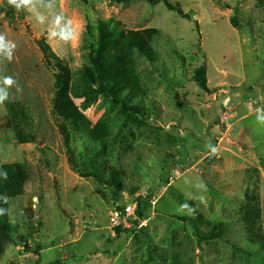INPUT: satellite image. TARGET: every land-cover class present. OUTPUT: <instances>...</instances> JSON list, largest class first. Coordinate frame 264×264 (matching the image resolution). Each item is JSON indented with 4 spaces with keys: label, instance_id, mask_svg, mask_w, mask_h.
Masks as SVG:
<instances>
[{
    "label": "rangeland",
    "instance_id": "rangeland-1",
    "mask_svg": "<svg viewBox=\"0 0 264 264\" xmlns=\"http://www.w3.org/2000/svg\"><path fill=\"white\" fill-rule=\"evenodd\" d=\"M170 1L183 15L146 0H30L20 10L0 0V35L15 45L0 50V165L29 174L10 202L0 264H264L251 235L264 238V0ZM103 20L161 34L157 65L134 58L144 114L128 116L81 88L70 93L92 128L107 132L111 186L82 175L91 171L85 136L72 130L74 159L68 153L39 45L77 79ZM202 67L209 92L194 81ZM139 198L142 221L114 228L111 213ZM224 225L222 238L206 239Z\"/></svg>",
    "mask_w": 264,
    "mask_h": 264
},
{
    "label": "trees",
    "instance_id": "trees-1",
    "mask_svg": "<svg viewBox=\"0 0 264 264\" xmlns=\"http://www.w3.org/2000/svg\"><path fill=\"white\" fill-rule=\"evenodd\" d=\"M150 4L157 6L164 4L168 10L183 15L180 6L172 4L170 0H146ZM235 24H239L234 20ZM91 36L95 37V42L90 44L89 62L79 71V77L74 79L70 68L52 51L48 43L43 40L39 43L44 53L47 66L54 71L55 76V98L54 115L61 120L59 130L64 139L65 147L69 154L74 152L71 146L72 130L75 133L85 136L91 152L90 172L82 175L93 178L101 185H112L115 175V168L109 167L105 173V166L112 163V156L107 154V132L99 126L92 128L90 121L79 110L78 106L70 98L72 91L83 90L92 96H102L110 100L128 116H138L144 114V103L142 97L144 92L140 82L135 75V59L142 58L153 65L160 62V57L153 48V42L161 34L156 29H145L139 31L121 30L120 24L103 20L98 22L96 33L91 30ZM195 83L204 91L209 92L206 78V67H202L196 72ZM12 118L9 127H13L17 138L21 141L22 134L19 131L21 124L19 115H15L11 109ZM109 157V159L107 158ZM108 159V160H107ZM108 163V164H107ZM112 165V164H110ZM107 167V166H106ZM0 173H6V177L0 175V258L4 253V246L13 232V227L9 221L10 202L13 199L22 197L28 182L29 174L26 165L9 164L0 165ZM137 216L143 218L142 203L139 198ZM254 216L260 215L259 210L252 212ZM229 231V225L221 227L219 233H211L207 240L222 238ZM252 239L255 243L264 247V238L260 231L251 230ZM54 264H62L56 262Z\"/></svg>",
    "mask_w": 264,
    "mask_h": 264
},
{
    "label": "built area",
    "instance_id": "built-area-1",
    "mask_svg": "<svg viewBox=\"0 0 264 264\" xmlns=\"http://www.w3.org/2000/svg\"><path fill=\"white\" fill-rule=\"evenodd\" d=\"M133 206H126L111 213V223L114 228H128L131 223L139 224L142 220L137 216L138 203Z\"/></svg>",
    "mask_w": 264,
    "mask_h": 264
},
{
    "label": "clouds",
    "instance_id": "clouds-1",
    "mask_svg": "<svg viewBox=\"0 0 264 264\" xmlns=\"http://www.w3.org/2000/svg\"><path fill=\"white\" fill-rule=\"evenodd\" d=\"M9 4L14 6L17 10H20L21 8L28 6L30 4V0H8ZM71 36V33L67 34L65 36V39H68ZM11 48H15V45L12 43L11 45L6 40V37L4 35H0V50H10ZM4 83L8 86H11L14 81L11 78H5ZM7 96H0V104H3L4 101H6ZM0 175H3L6 177V173H0Z\"/></svg>",
    "mask_w": 264,
    "mask_h": 264
},
{
    "label": "crops",
    "instance_id": "crops-1",
    "mask_svg": "<svg viewBox=\"0 0 264 264\" xmlns=\"http://www.w3.org/2000/svg\"><path fill=\"white\" fill-rule=\"evenodd\" d=\"M251 113H253V112H250V113L248 114V116H246V118H248L250 115L252 116ZM250 128H251V126H249V125H248V126L245 125V132H244V135H246V138H248L249 136L253 138L251 131H249Z\"/></svg>",
    "mask_w": 264,
    "mask_h": 264
}]
</instances>
